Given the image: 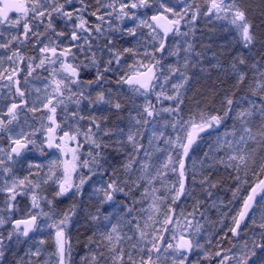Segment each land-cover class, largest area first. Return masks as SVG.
<instances>
[{"label": "rangeland", "instance_id": "1", "mask_svg": "<svg viewBox=\"0 0 264 264\" xmlns=\"http://www.w3.org/2000/svg\"><path fill=\"white\" fill-rule=\"evenodd\" d=\"M7 1L13 13H8L9 17L0 13V77L6 76L11 66L19 68V74L0 83V264H54L50 258L59 257V238L66 245V264L74 263L68 250L67 217L61 218L46 206L45 192L57 188L64 197L62 204H66L74 191L69 171L75 170L71 165L68 172L63 171L65 147L61 139L68 141L66 145L76 155L82 150L79 144L96 147L100 139L108 137L106 122L114 116L111 112L116 102L127 94L143 97L144 93H152L156 116L152 115L148 125L144 160L138 165L144 189L132 213L137 258L130 264H264V225L259 230L249 226L250 233L245 230L251 243L228 250L215 244L220 230L215 219L209 221L208 212L218 194L199 182L195 185L194 177L202 174V168H196L197 155L192 153L196 136L214 121L199 125L204 109L197 106L195 113L184 99L186 81L204 73L196 35L207 30L205 40L216 38L209 36L214 30L235 50L247 47L252 39V17H261L258 6L262 0ZM207 9H212L214 17ZM50 12L54 14L51 24ZM157 15L172 21L170 36L159 35L153 23ZM236 17H241L240 22ZM31 43L33 50H29ZM150 66L153 81L137 86L135 77ZM19 90L23 94L20 99ZM12 103L14 110H10ZM167 107L172 108L170 118L165 117ZM235 118L227 130L230 138L235 136ZM61 119H65L63 124ZM23 141L29 144L27 149L16 156L9 152L13 143ZM218 146L214 153L228 161L223 169L230 175V153L220 152ZM203 161L207 159L200 157V163ZM236 161L242 163L243 157ZM86 168V183L94 177L90 191L120 194L116 184L121 183L111 180L99 161ZM40 188L42 193L36 194ZM78 189L80 198L83 186ZM85 194L92 195L89 191ZM222 196L220 203H229L230 198ZM49 199L54 207L56 196L50 194ZM118 203L113 207H119ZM232 207L237 210V203ZM256 207L257 213L264 215V196ZM233 212H228L227 218ZM17 216L38 219L26 240L19 231L8 228ZM153 229L159 233H152ZM113 231L112 226L109 233ZM183 236L192 242L189 256L174 247Z\"/></svg>", "mask_w": 264, "mask_h": 264}, {"label": "trees", "instance_id": "2", "mask_svg": "<svg viewBox=\"0 0 264 264\" xmlns=\"http://www.w3.org/2000/svg\"><path fill=\"white\" fill-rule=\"evenodd\" d=\"M258 7L261 17L259 15L257 18L252 17V39L243 49L235 50L234 46L229 45L228 40L223 39L221 36L223 34L214 30H210L209 36L216 38L210 37L205 40L208 37L207 30L203 34L196 35L197 43L200 44L204 73L186 81L188 92L184 97L185 105L189 103V106L194 107L195 113L197 106L204 109L203 117L201 116L202 123L199 125L214 121L209 128H204L196 136L192 153L197 155L196 168H202L200 169L202 174L194 177L195 185L198 186L199 182L204 189L208 191L215 189V193L218 194L212 203V209L208 212V218L210 222L211 219H215V227L218 226L217 229L220 230L219 240L215 241V244L220 245V250H228L244 242L251 243L252 238L246 233V231L250 233L249 226H255L259 230V227L264 225V215H259L256 211V206L264 196V0L262 6ZM253 9L257 10L256 6ZM207 11L210 17H214L211 14L212 10L207 9ZM48 16L50 23L54 19V14L50 12ZM170 22L173 28V23ZM185 39H188L186 35ZM29 50H33L32 43ZM165 57L163 53L162 59ZM19 91L20 99L23 94ZM235 107L237 108L234 112ZM164 109L165 117L170 118L171 114L168 112H171L172 108ZM154 111L152 93H144L143 97L127 94L122 100L119 99L118 103L116 102V108H112L111 114L114 116L112 119L108 118L105 128L108 137L100 139L96 147L93 144L84 146L79 144L82 150L76 155L66 145L68 141H64V137L61 139V145L65 147L62 158L65 167L63 171L68 172L69 166H74L75 171L73 172L71 168L69 171L73 175L74 191L70 194L71 198L67 199L68 207L62 204L64 197L57 188L45 192L48 194L46 206L48 210L52 209L53 212L58 213L61 218L67 217L71 241L68 250L70 249V254L74 257L73 264H130L131 259L135 258L137 237L132 213L138 206L137 199L143 195L140 191L144 189V181L139 175L138 165L144 160L142 151L147 138L148 125L153 118L152 115L156 116ZM241 112L246 114L242 115ZM232 118H235V136L230 138L227 130L228 127L231 128L229 123ZM63 122L65 119L60 120L61 124ZM233 132L234 129L231 133ZM218 144L221 145L218 146L220 152L230 153V165L231 169L233 168L230 175L223 169L224 163L228 161H223L222 156L217 157L214 153V147ZM32 152L37 154L35 149ZM200 157L207 161L200 163ZM233 157L235 160L232 159ZM240 157H243L242 163L236 161ZM98 161L111 180L121 183V185L116 184L120 187V194L90 191L94 177L86 183L88 174L86 166ZM171 165L175 168L176 162ZM200 170L196 171L200 172ZM65 176L68 177V174ZM167 176L170 177V175L165 177ZM80 186H83V192L80 191L81 197L78 198L76 195ZM253 190L262 192L252 211L251 219L249 220V217L236 235L232 236L236 217L245 196ZM42 191L40 188L35 193L40 194ZM88 191L92 193L91 197L86 196L85 193ZM50 194L56 196L54 207H51L53 201L49 199ZM223 194L230 198L229 203L226 201L220 203ZM105 200L110 203L105 204ZM116 203L120 206L113 207ZM236 203L237 210L232 207ZM231 210L235 212L232 217L227 218V213L230 214ZM210 214L214 217H210ZM112 226L114 231L109 233ZM8 228L12 229L10 226ZM152 233L159 232L153 229ZM52 259L54 264H58L59 257L54 260L51 256L50 261Z\"/></svg>", "mask_w": 264, "mask_h": 264}, {"label": "water", "instance_id": "3", "mask_svg": "<svg viewBox=\"0 0 264 264\" xmlns=\"http://www.w3.org/2000/svg\"><path fill=\"white\" fill-rule=\"evenodd\" d=\"M160 27L163 33H165V35L169 36L171 33V29L169 24L164 21L160 23ZM152 80V75L150 72H146L141 74L138 77V81L139 82H150ZM24 144L23 143H15L12 145L10 152L11 153H17L20 150H22L24 148ZM259 191L254 192L251 197L244 203L242 211L239 215V217L237 218L236 221V225H235V230L238 229V227H240V225L246 220V218L248 217L254 202L257 200V198L259 197ZM11 226L13 227L14 230H22V236L24 238L29 237L35 230L36 227V220L33 218H28V219H16L11 223ZM235 234V231L233 232V235ZM60 243V252L61 254L63 253V245H62V241L59 240ZM177 250L180 252H184L186 254L190 253L191 250V246L190 243L187 242L184 239H180L178 244H177ZM58 264H64V259L63 256L61 255L60 261Z\"/></svg>", "mask_w": 264, "mask_h": 264}, {"label": "flooded vegetation", "instance_id": "4", "mask_svg": "<svg viewBox=\"0 0 264 264\" xmlns=\"http://www.w3.org/2000/svg\"><path fill=\"white\" fill-rule=\"evenodd\" d=\"M7 5H8V1L7 0H0V13H3L5 16H7V14L9 13V14H12L13 13V9L12 8H7ZM7 17H9V16H7ZM160 15H157V17L153 20V23L155 22V23H158L159 21H160ZM144 70H146V69H144ZM143 70V71H144ZM150 71L152 70L151 68L149 69ZM142 71V72H143ZM6 72V76H4V77H0V83H2L3 82V80L6 82V81H8L10 78H12V77H15V78H17L18 77V74H19V68H17V69H12V66L8 69V70H6L5 71ZM8 75H10V76H8ZM2 76V75H1ZM139 87L141 86V85H138ZM16 92V87H15V89H14V93ZM10 94H12V93H10ZM10 99H12V98H10ZM14 107H15V104H13L12 103V105L10 106V110H14Z\"/></svg>", "mask_w": 264, "mask_h": 264}]
</instances>
